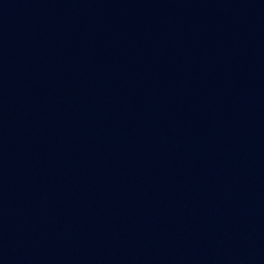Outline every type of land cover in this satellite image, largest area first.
Wrapping results in <instances>:
<instances>
[{"label":"water","instance_id":"1","mask_svg":"<svg viewBox=\"0 0 264 264\" xmlns=\"http://www.w3.org/2000/svg\"><path fill=\"white\" fill-rule=\"evenodd\" d=\"M0 264H264V0H0Z\"/></svg>","mask_w":264,"mask_h":264}]
</instances>
